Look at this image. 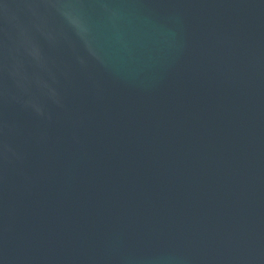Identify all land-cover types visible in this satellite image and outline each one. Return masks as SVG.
<instances>
[{
  "label": "water",
  "instance_id": "water-1",
  "mask_svg": "<svg viewBox=\"0 0 264 264\" xmlns=\"http://www.w3.org/2000/svg\"><path fill=\"white\" fill-rule=\"evenodd\" d=\"M0 264H264V0H0Z\"/></svg>",
  "mask_w": 264,
  "mask_h": 264
}]
</instances>
